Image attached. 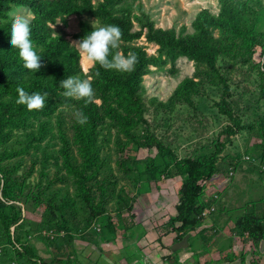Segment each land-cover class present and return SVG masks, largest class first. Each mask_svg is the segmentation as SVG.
<instances>
[{
  "label": "rangeland",
  "instance_id": "rangeland-1",
  "mask_svg": "<svg viewBox=\"0 0 264 264\" xmlns=\"http://www.w3.org/2000/svg\"><path fill=\"white\" fill-rule=\"evenodd\" d=\"M222 1L239 19L237 33L210 25L217 71L229 88L225 98L221 80L202 60L168 57L142 35L121 40L117 49L122 54L123 47L140 46L152 58L137 89L138 116L121 85L92 80V64L79 51L78 69L65 78L89 79L95 90L98 135L87 164L74 116L82 100L65 98L54 83L53 71L65 65L66 54L34 73L0 72V248L21 246L33 255L15 263L9 251V264H38V257L43 264H107L118 250L144 255L146 246L171 232L164 264H181L177 260L188 250L193 256L184 264L233 257L259 263L264 256V0H114L113 9L127 8L134 30L148 18L157 27L193 33L196 15L206 10L216 16ZM51 2L61 8L49 23L52 33L76 48L83 38L81 22L106 26L86 11L67 12L77 0ZM15 15L33 16L27 6L14 5L0 22ZM9 76L29 93L47 91L48 108L1 106L21 105L16 89L4 87ZM185 80L193 84L180 87ZM64 140L76 171L63 162ZM212 155V173L199 180L194 222L179 228L175 205L186 175L175 174V163L196 159L206 169ZM82 187L102 205V214H90ZM2 219L9 222V234ZM157 248L149 250L154 255ZM137 263L142 264L138 257ZM125 264L135 262L130 258Z\"/></svg>",
  "mask_w": 264,
  "mask_h": 264
},
{
  "label": "trees",
  "instance_id": "trees-1",
  "mask_svg": "<svg viewBox=\"0 0 264 264\" xmlns=\"http://www.w3.org/2000/svg\"><path fill=\"white\" fill-rule=\"evenodd\" d=\"M77 4L70 5L67 8L69 11H86L90 15L96 17L104 25H118L122 30L123 41H132L144 35L145 39L149 42L155 43L158 48L168 57L176 55H183L189 58H197L202 60L208 69L221 80L222 83V96L223 98L229 95V88L225 78L217 71L216 66V49L213 44V36L210 31V25H217L219 27H229L233 32H238L239 19L234 8L226 1H222L219 11L216 16H211L206 10H202L196 15L193 21L195 31L187 33L184 27L176 30L174 27H157L154 23L145 18L139 30L133 29V21L130 11L127 8H121L119 12L113 9L114 0H99L93 3L92 0H77ZM14 5L27 6L30 12L35 17L31 20L32 28V41L34 47L41 56V61L44 64L53 62V60L61 54H66L67 61L64 66H59L53 71L54 83L56 88L61 89L60 82L70 72L78 69L79 66V51L68 40L60 35H54L49 23L53 22L55 15L61 8L52 3L51 0H0V18L5 17L8 10ZM13 19V18H12ZM12 19L0 22V72L6 73L11 70H19L23 67V62L19 58L18 49H12L10 44V30ZM98 27H92L86 22L80 23L79 35L84 37L92 30ZM144 30V32H143ZM136 53L138 56V63L135 70L131 73H121L115 70H104L99 65L95 67L90 66V75L92 80L99 84L121 85L128 99L134 104L138 116L142 113L141 99L137 93V89L144 74L147 73L148 66L152 63V58L147 55L146 51L140 46H126L122 48V55L127 56L129 53ZM113 55L117 53V49L112 50ZM111 59V56L109 57ZM99 71V76L96 72ZM13 81V77H8V82L4 87H23L24 84ZM193 84L192 80H185L180 84V87H187ZM25 90V88H24ZM224 100V99H223ZM1 106L11 109H26L24 105H8L2 104ZM48 107L45 106L43 112ZM82 110L88 117V123L81 126L77 124L76 134L79 136L83 145L80 148V153L83 156L84 164L89 163L91 151H95L96 146L92 142L98 135L97 121H98V105L92 102L88 105L84 104L82 100ZM38 112L37 110H34ZM233 129L229 128L228 133ZM62 158L64 164L69 171H76L72 166L70 159V146L67 140L63 141ZM45 158L44 161H46ZM214 165V155L209 158V164L205 169L202 167L199 160L196 159H183L175 163V174L186 175L185 180L182 182L179 190V202L175 205L176 221L179 223V228H184L194 222L193 212L196 211L199 202L197 201V191L199 189V180L212 173ZM82 196L85 201L86 207L93 216H98L103 213L102 205L97 202L94 203L91 199L89 192L85 188H81ZM2 224L6 234H9L7 227L9 222L2 219ZM9 251L13 253L9 255ZM33 255L29 249L21 246L0 248V264H9L10 260L16 263V259H31ZM39 263L43 264L42 259L38 257Z\"/></svg>",
  "mask_w": 264,
  "mask_h": 264
},
{
  "label": "clouds",
  "instance_id": "clouds-1",
  "mask_svg": "<svg viewBox=\"0 0 264 264\" xmlns=\"http://www.w3.org/2000/svg\"><path fill=\"white\" fill-rule=\"evenodd\" d=\"M34 18V16L15 15L10 30L12 49H18L23 67L32 73L39 71L44 66L32 41L31 20ZM122 35V30L118 25L110 24L92 30L75 44L78 51L87 57L93 67L99 65L106 71L131 73L138 63L137 54L133 52L124 56L118 52L114 55L112 53V50L119 48ZM110 56L111 59H109ZM99 74L97 71L96 75L99 76ZM60 86L64 89L62 94L65 98L83 100L85 105L95 100V90L89 79L70 76L62 80ZM16 91L18 93L17 104L26 106L29 111L44 109L48 96L47 91L29 93L23 87H17ZM74 116L79 125L83 126L88 123V117L82 110L76 111Z\"/></svg>",
  "mask_w": 264,
  "mask_h": 264
},
{
  "label": "crops",
  "instance_id": "crops-1",
  "mask_svg": "<svg viewBox=\"0 0 264 264\" xmlns=\"http://www.w3.org/2000/svg\"><path fill=\"white\" fill-rule=\"evenodd\" d=\"M173 232L163 235L159 238V240H156L155 242H153L152 244L146 246L147 248H145V254L144 255H136V252L134 249H129L128 251L126 250H118L117 255H115L112 259H110L108 261L107 264H125L127 262V260H131L135 262V264H141V263H137V257L138 259H141L142 264H164V262L162 261V256L165 253H169L168 249L166 248V246L168 244H170V242L172 241L173 238ZM158 248L156 250H154V255L150 252L149 247L150 246H157ZM192 250H188L185 251V253L180 256V258H178V263L184 264V262H187L188 257L192 258L193 254H192ZM128 257V258H127ZM250 258H246L243 262L242 258L240 257H233V258H227V259H223L221 261H217V262H213L210 261L208 264H251ZM171 261V260H168ZM94 264V263H93ZM97 264H99L97 262ZM103 264V263H101ZM258 264H264V256L261 255L259 263Z\"/></svg>",
  "mask_w": 264,
  "mask_h": 264
},
{
  "label": "water",
  "instance_id": "water-1",
  "mask_svg": "<svg viewBox=\"0 0 264 264\" xmlns=\"http://www.w3.org/2000/svg\"><path fill=\"white\" fill-rule=\"evenodd\" d=\"M183 245H184V242L182 244H180L179 246H183ZM261 245L264 247V238L261 241Z\"/></svg>",
  "mask_w": 264,
  "mask_h": 264
}]
</instances>
